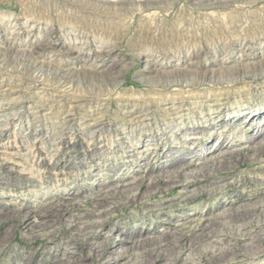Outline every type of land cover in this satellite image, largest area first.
<instances>
[{
	"label": "rangeland",
	"instance_id": "1",
	"mask_svg": "<svg viewBox=\"0 0 264 264\" xmlns=\"http://www.w3.org/2000/svg\"><path fill=\"white\" fill-rule=\"evenodd\" d=\"M0 264H264V0H0Z\"/></svg>",
	"mask_w": 264,
	"mask_h": 264
},
{
	"label": "bare ground",
	"instance_id": "2",
	"mask_svg": "<svg viewBox=\"0 0 264 264\" xmlns=\"http://www.w3.org/2000/svg\"><path fill=\"white\" fill-rule=\"evenodd\" d=\"M186 171H189V170H187L186 169ZM186 171L185 170H183L178 176H180V175H182V177L186 174H188V173H186ZM211 179V178H210ZM215 184V183H214ZM205 186V185H204ZM203 187V186H202ZM196 191H192V193L194 194Z\"/></svg>",
	"mask_w": 264,
	"mask_h": 264
}]
</instances>
